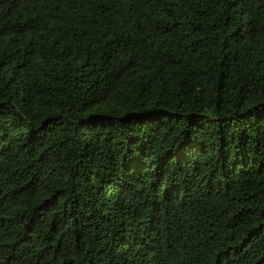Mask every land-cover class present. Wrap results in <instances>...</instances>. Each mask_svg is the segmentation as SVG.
Segmentation results:
<instances>
[{
  "label": "trees",
  "instance_id": "1",
  "mask_svg": "<svg viewBox=\"0 0 264 264\" xmlns=\"http://www.w3.org/2000/svg\"><path fill=\"white\" fill-rule=\"evenodd\" d=\"M0 264H264V0H0Z\"/></svg>",
  "mask_w": 264,
  "mask_h": 264
}]
</instances>
